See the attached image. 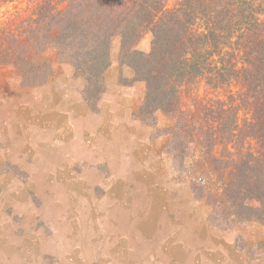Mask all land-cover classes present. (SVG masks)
<instances>
[{
	"label": "rangeland",
	"instance_id": "374dc122",
	"mask_svg": "<svg viewBox=\"0 0 264 264\" xmlns=\"http://www.w3.org/2000/svg\"><path fill=\"white\" fill-rule=\"evenodd\" d=\"M151 42L147 32L137 49L149 53ZM120 48L113 38L119 85L130 87ZM43 57L52 75L39 86L0 68V264H264L263 224L212 216L222 186L210 155L196 147L180 162L172 122L138 116L139 103L103 125L102 94L78 115L85 79L56 51ZM137 83L127 89L145 99Z\"/></svg>",
	"mask_w": 264,
	"mask_h": 264
},
{
	"label": "trees",
	"instance_id": "16d2710c",
	"mask_svg": "<svg viewBox=\"0 0 264 264\" xmlns=\"http://www.w3.org/2000/svg\"><path fill=\"white\" fill-rule=\"evenodd\" d=\"M171 1L0 0V10L17 4L0 15V68L42 85L52 75L43 56L54 50L85 79V101L97 102L121 38L119 63L133 78L120 83L146 85L138 116L172 122L180 162L196 147L210 155L222 186L211 192L212 216L264 225V0ZM147 32L149 53L137 49Z\"/></svg>",
	"mask_w": 264,
	"mask_h": 264
},
{
	"label": "crops",
	"instance_id": "0c3cea01",
	"mask_svg": "<svg viewBox=\"0 0 264 264\" xmlns=\"http://www.w3.org/2000/svg\"><path fill=\"white\" fill-rule=\"evenodd\" d=\"M118 72H119V64L117 60H114V58H112V65L105 74L106 90L103 93V96L101 97L102 101H100L97 110L98 111L97 114L99 113L100 118L105 123L103 125H106L110 121L114 123V120L116 118L121 116L123 117L124 110L125 111L128 110L127 111V116H128L130 112H132L134 104L138 105L139 103V107L137 109H133L134 111H138V112L141 110L143 105L144 92H142V90L139 91L138 95L134 91L130 93V90L133 89L135 90L136 88L139 87L138 83L137 85L136 83H134V85L131 86L129 85L130 87L120 86ZM127 88L130 90H128ZM90 110L91 108L88 106L84 98H81V101L78 105H73V111L80 116H83L82 114H85L84 111L88 112Z\"/></svg>",
	"mask_w": 264,
	"mask_h": 264
},
{
	"label": "bare ground",
	"instance_id": "6f19581e",
	"mask_svg": "<svg viewBox=\"0 0 264 264\" xmlns=\"http://www.w3.org/2000/svg\"><path fill=\"white\" fill-rule=\"evenodd\" d=\"M177 237V236H176Z\"/></svg>",
	"mask_w": 264,
	"mask_h": 264
}]
</instances>
